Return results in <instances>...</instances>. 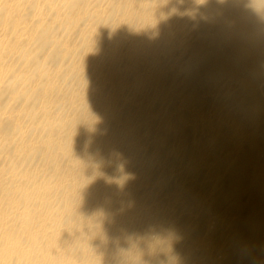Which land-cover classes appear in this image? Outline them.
<instances>
[{"label":"bare ground","instance_id":"1","mask_svg":"<svg viewBox=\"0 0 264 264\" xmlns=\"http://www.w3.org/2000/svg\"><path fill=\"white\" fill-rule=\"evenodd\" d=\"M0 264H264V0H0Z\"/></svg>","mask_w":264,"mask_h":264}]
</instances>
